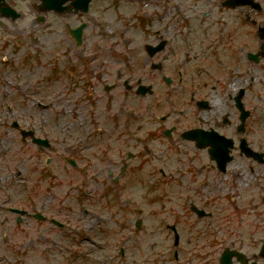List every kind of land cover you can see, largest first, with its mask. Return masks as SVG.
<instances>
[{
    "label": "rangeland",
    "instance_id": "1",
    "mask_svg": "<svg viewBox=\"0 0 264 264\" xmlns=\"http://www.w3.org/2000/svg\"><path fill=\"white\" fill-rule=\"evenodd\" d=\"M36 1L7 0L21 16L14 21L0 17V202L4 208L34 197L35 207L42 208L47 217L60 216L65 226L59 231L46 222L41 224L26 217L21 225H15L14 216L0 210V264H172L171 258L178 250V257H209L210 264H214L225 247L253 257L260 246L253 245V190L249 188H253V175L244 164L235 158L228 172L209 171L192 182L200 189L203 181L209 185L220 182L218 196L188 192L179 197L170 181L165 183L166 178L159 187L157 182L149 181L150 177L147 179L149 169L164 164L166 159L173 163V155H157L149 160L148 149L121 132L118 118L110 121L112 112L106 110L108 93L103 88L105 83H121L133 73L135 64L144 66L148 62L138 46L150 39L152 31L167 29L170 21L177 19V13L183 14L185 21L191 19L192 32L208 28L213 33L220 12L223 24L218 29L226 35L222 38L235 30L237 42L244 45V41L253 38L256 51L260 44L256 26L245 20L246 14L252 12L245 8L222 10L216 0H92L86 14L57 15L38 12ZM258 1L263 9L253 11V18L262 25L264 0ZM177 2L180 8L172 9L171 6H178ZM206 11L210 16L203 21L200 18ZM40 17L41 22L37 20ZM82 21L86 27L78 47L69 29ZM180 23L175 28H181L183 22ZM196 35L202 37L200 33L195 32ZM230 56L233 67L209 68L207 72L221 75L220 82L241 75V83L246 84L253 76V118L258 123L257 136L264 140V58L251 64L242 55L234 68V55ZM176 62L173 60V64ZM231 68L234 70L228 77ZM144 73V79L151 76L146 68ZM214 77L217 78L210 76ZM112 90V102L124 96L127 110L134 112L129 133L135 131V136L143 137L156 126L146 112L149 97L141 99L134 89L125 90L121 84ZM95 93L96 99H89ZM71 117L80 128L76 132L71 129L75 134L64 136ZM14 120L21 128L33 125L37 134L48 135L51 149L40 150L22 143L18 130L11 125ZM42 120L43 129L37 125ZM91 123L120 133L112 134L113 138L105 143L108 148L104 147L101 158L100 150L91 153L92 148L83 149L85 156L77 153L75 158L81 166L87 163L89 167L73 172L64 159L71 156L72 150L66 151L61 143L72 145L75 135ZM224 131L229 134L227 126ZM153 144V150L167 153L166 140ZM128 151L133 154L130 158H126ZM47 158L51 162L46 172ZM121 164L127 166L126 173L114 184L106 170L112 167L113 175L119 176ZM164 168L165 172L173 169L171 165ZM136 175L146 182H137ZM178 176L183 177L179 173ZM183 184L186 185L184 180ZM26 186L29 191L23 192ZM232 191L238 197L234 202L229 195L236 197ZM191 202L210 211L211 216L198 218L188 208ZM137 219H141L139 228L135 227ZM165 224L178 227L180 246H173L172 233ZM6 238H11L12 248L4 242Z\"/></svg>",
    "mask_w": 264,
    "mask_h": 264
},
{
    "label": "flooded vegetation",
    "instance_id": "2",
    "mask_svg": "<svg viewBox=\"0 0 264 264\" xmlns=\"http://www.w3.org/2000/svg\"><path fill=\"white\" fill-rule=\"evenodd\" d=\"M216 1L218 8L224 10L225 0ZM247 10H251L252 14H246V19L251 25L256 26V37L260 42H263L264 39L259 37V25L253 19V8ZM209 16V13L205 14V18L209 19ZM219 17L220 12L217 13V30L213 33L208 28L197 29L189 32V35H184V31L178 29L152 31L150 39H146L145 42L151 45L150 48L157 45H162L163 48L153 56H149L146 52V43L142 44L141 49L150 60L147 59L150 65L148 73L151 76L144 79L145 68L139 63L136 70L129 73V76L123 79L121 83L118 84L117 81L112 80L113 83L110 84L106 95L107 104L111 108V112H115L113 116L118 118L121 127L128 131L129 121L134 119V113L127 110L128 105L124 96L122 100L112 102V87L121 84L125 90L134 89V93L141 99L145 97L151 99L146 112L150 114L148 118H152L156 126L143 137L133 135L135 133L133 131L131 139L138 140L139 144L148 149L146 152L148 158L150 155L161 157L173 155V163L166 159V164L160 165V167L164 168L166 165H171V168L174 167L170 170L172 172L171 179L173 181L184 180L185 187L189 188L190 193L217 195L222 186L220 182L216 181L209 185L207 180L203 181L201 189L199 186L194 187L192 182H196L199 175L208 174L209 171L214 170L216 172L214 174L228 172L235 158L244 164L248 172L253 175V188L249 187L253 190V245L259 244L260 246L253 253V257L248 258L250 261L253 260V263L264 264V255L262 254V247L264 246V173L262 172L264 144L257 145L260 140H257V129L253 119V76L249 77L251 79L246 84L241 83V75L220 82L221 75L207 72L209 68L220 70L219 68L233 67L230 66L232 64L230 54L234 55V66L238 64L242 55H244L245 60L253 64V59L250 56L253 53V38L244 41V45H241L242 41L237 42L236 36H234L236 31L231 30L228 31L227 40L223 39L222 36L226 37V35H222V30L218 29V26L223 24ZM195 32L200 33L202 37L195 36ZM260 35L264 37V30H260ZM261 46L260 49H264ZM175 59L177 62L173 64ZM233 70V68L229 70L228 77L232 75ZM117 76L120 78L119 73ZM210 76H217V78L211 79ZM139 84H143L144 89L139 90ZM238 101L248 111L243 122ZM160 110H164V112L156 114ZM67 122L69 124L67 128L72 127L76 119L71 117ZM242 124L243 130L241 131ZM225 126H227L229 134L224 131ZM196 130L202 131L203 145L201 146L197 145L196 137H191ZM187 132L191 133L186 135ZM128 134H130L129 131ZM220 136L232 140L229 152L231 158L224 164L223 168H220V165L227 155L225 154V142L220 140ZM244 138L247 142L246 145L241 143V139ZM162 140H166L167 153L157 150L151 152L150 148L155 149L153 143ZM187 155L189 156L187 157ZM184 156L186 160H184ZM123 168L127 170L125 164ZM153 168L151 167L149 172L154 171ZM178 173L183 177L178 176ZM111 175L112 167L106 170V176L110 177ZM162 175V170L158 168L150 178L155 177L161 183ZM212 189L216 191L212 192ZM232 192L236 194L235 191ZM9 212L14 215L17 222L18 214ZM32 214L33 211H28L21 217L33 218ZM51 218L45 216L40 221L42 224L47 222L57 228L51 222ZM61 228L63 227L58 226V229ZM188 259L187 264H192L191 259ZM198 264H210L209 257H202Z\"/></svg>",
    "mask_w": 264,
    "mask_h": 264
},
{
    "label": "water",
    "instance_id": "3",
    "mask_svg": "<svg viewBox=\"0 0 264 264\" xmlns=\"http://www.w3.org/2000/svg\"><path fill=\"white\" fill-rule=\"evenodd\" d=\"M51 1H58V0H44V2H45L44 4H46L45 6L47 8H55V9L60 8L58 2H53V3H50V4L47 3V2H51ZM62 1H64V0H60L59 2H62ZM87 2H88V0H74L72 4H73L75 10H77V8H79V7L83 8V10H86ZM0 3H2V0H0ZM80 32H81V27H79V28H77V29H75L73 31V33L76 36L77 40L80 39Z\"/></svg>",
    "mask_w": 264,
    "mask_h": 264
}]
</instances>
